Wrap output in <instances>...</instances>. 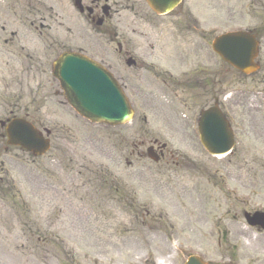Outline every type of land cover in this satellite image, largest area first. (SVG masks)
Returning <instances> with one entry per match:
<instances>
[{"label":"rangeland","instance_id":"rangeland-1","mask_svg":"<svg viewBox=\"0 0 264 264\" xmlns=\"http://www.w3.org/2000/svg\"><path fill=\"white\" fill-rule=\"evenodd\" d=\"M6 3L0 0V121L11 111L17 117L27 112L52 137L42 158L16 149L0 158L7 171V187L0 184V264H183L190 255L206 264H251L244 237L254 235L242 212H264V112L251 118L249 133L257 137H242L236 153L222 158L203 150L194 123L178 122L177 133L186 137L159 141L167 149L153 163L140 134L175 129L172 119L162 125L154 114L166 118L169 110H150L144 129L137 113L110 127L81 119L54 96L53 60L83 47L81 30L73 28L71 42L76 15L70 1ZM182 8L218 35L264 25V0H183ZM39 18L50 29L30 28ZM1 134L0 127V147ZM230 230L241 242L232 251L235 261L224 244Z\"/></svg>","mask_w":264,"mask_h":264},{"label":"flooded vegetation","instance_id":"flooded-vegetation-1","mask_svg":"<svg viewBox=\"0 0 264 264\" xmlns=\"http://www.w3.org/2000/svg\"><path fill=\"white\" fill-rule=\"evenodd\" d=\"M20 1L22 0H7L6 6L12 8L16 3L19 5ZM69 1L76 15L75 18H70L71 42L75 37L73 28L81 30L83 33L80 41L83 42V47L77 51L98 62L112 74L130 96L136 111L141 110L145 115L150 109L169 110L171 114L166 118L164 112L154 114L166 120L165 123L172 119L176 124L181 122L184 126V122L189 120L191 127L195 111L217 106L228 120L236 143L242 137H257L256 134L249 133V128L252 127L253 111L264 112V54L260 53L264 47V28L251 33L258 42L259 53L253 61L257 68L250 75H245L228 64L225 70H219L218 57L211 51L215 31L204 30L207 22L194 19L187 21L191 12H183L182 7L171 13L157 15L144 0ZM215 17L216 14H213L212 22ZM170 18L174 20L170 21ZM29 26L33 30L50 29V25L40 18ZM11 34L17 35L16 32ZM17 41L20 42L18 38ZM8 88L6 86L7 90ZM57 93V90L53 91L54 96ZM222 95H226L223 101ZM178 107L186 109L190 118L182 115ZM245 114V117H249L246 124L243 118ZM10 115L14 117L13 112ZM23 117L37 129L46 131L39 118L37 121L27 112ZM142 121L147 124L145 116ZM178 129L180 125L177 124L175 129L172 127L169 131L165 130L164 135H157L159 138L153 135L142 139L152 142L156 153H163V159L164 151L160 150L158 141L186 137L182 131L177 133ZM262 136L260 133V137ZM51 137L52 131L50 140ZM1 140L4 143L0 147V158L17 149L6 146L4 134L1 135ZM235 153L236 149L230 155ZM6 173L4 163L0 160V184L7 187ZM245 189L242 187L241 192ZM243 214L244 212L242 216ZM231 221L239 222L236 214ZM246 227L254 235L244 237V244L248 246L246 253H253L248 261L253 260L251 264L264 262V232L247 225ZM224 234L229 260L234 261L235 254L232 251L241 248V242L237 238L233 239L235 233L231 230ZM219 242L218 240L217 245Z\"/></svg>","mask_w":264,"mask_h":264},{"label":"water","instance_id":"water-1","mask_svg":"<svg viewBox=\"0 0 264 264\" xmlns=\"http://www.w3.org/2000/svg\"><path fill=\"white\" fill-rule=\"evenodd\" d=\"M180 0H146L156 12L171 10ZM257 43L247 33H228L218 37L213 50L225 62L236 68L246 69L257 54ZM239 55H245L243 59ZM241 64V65H239ZM245 66V67H244ZM52 75L59 82L62 95L68 105L82 118L94 124L117 126L132 118V110L121 88L112 76L92 60L73 53H64L52 65ZM7 144L30 152L34 157L43 156L49 150V140L44 139L32 125L23 120H12L6 127ZM200 143L210 155L227 154L234 145L231 130L219 110L204 111L198 122ZM148 156L158 158L149 150ZM251 226L264 229V214L246 215ZM185 264H205L191 256Z\"/></svg>","mask_w":264,"mask_h":264}]
</instances>
